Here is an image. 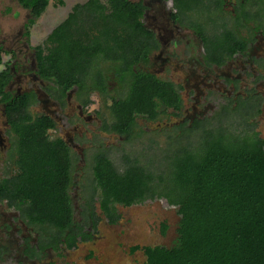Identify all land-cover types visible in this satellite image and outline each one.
<instances>
[{"label":"trees","instance_id":"16d2710c","mask_svg":"<svg viewBox=\"0 0 264 264\" xmlns=\"http://www.w3.org/2000/svg\"><path fill=\"white\" fill-rule=\"evenodd\" d=\"M65 1L58 0V5L65 6ZM173 1L179 11L173 16L175 22L190 18L193 5L203 2ZM18 2L31 16L26 26L29 37L51 0ZM223 6L224 0H218L221 15ZM147 10L143 1L89 0L76 5L45 44L34 48L36 75L57 89L59 101L75 88L79 96L93 91L104 96L109 75L114 76L121 95L112 98V122L105 123L106 133L131 138L139 118L157 122L182 113V88L142 68L150 64L159 46L143 22ZM259 10L264 13V0H245L237 20L226 19L212 33L189 23L204 45L209 66H223L247 51L250 41L241 37V28L255 24L253 32L264 35V15ZM3 52L0 48V66ZM12 81L8 66L0 73V105L15 137L9 156L15 169L0 181V202H7L27 226L47 238L42 251L58 250L62 244L73 249L79 238L90 240L84 231L96 222V198L110 223L119 220L117 206L162 199L178 208V238L172 248H145L147 264H264V141L249 121L261 112L253 94L255 105L246 111L242 127L225 125L217 118L218 126L209 119L176 126L178 136L187 142L177 144L174 134L168 137L169 150L159 170L136 161L120 172L107 154H97L91 180L78 185L84 201V220L78 222L72 197L77 186L73 152L63 139L50 137L57 128L51 116L31 115L34 94L8 91ZM240 99L235 108L230 105L234 110L222 111L234 114ZM89 103L87 99L85 105ZM199 132L203 135L195 141ZM1 252L0 248V260ZM29 256L36 258V250Z\"/></svg>","mask_w":264,"mask_h":264},{"label":"rangeland","instance_id":"374dc122","mask_svg":"<svg viewBox=\"0 0 264 264\" xmlns=\"http://www.w3.org/2000/svg\"><path fill=\"white\" fill-rule=\"evenodd\" d=\"M88 1L66 0L65 6H59L58 0H51L47 11L30 28L28 37L26 26L31 19L30 13L21 8L18 0H0V48L4 51L0 73L10 66L14 75L8 88L10 93L34 94L35 100L29 108L32 116L46 114L56 121L58 127L50 132V137L61 138L71 146L76 160V180H91L93 156L99 153L107 154L120 172L136 161L150 169H158L163 165L165 151L169 150L168 137L174 134L173 141L177 144L187 142L178 136L176 126L190 124L198 118L209 119L215 123L214 126H218L215 122L217 118L225 125L235 123L242 127L245 125L246 111L255 105L252 94L259 102L261 112L256 119L249 121L264 141V81L257 84L255 78L249 76L250 61L245 59L220 70L204 68L201 62L204 46L185 21L182 24L187 28H181L171 19L179 12L173 0L130 1H144L148 6L143 22L155 32L160 46V50L152 54L148 69L142 68L182 88L184 107L180 117H163L157 122L139 118L131 138L106 133L103 126L112 122V98L121 95L118 92L121 88L113 75H109V78L112 77L108 83L109 91L104 96L96 91L89 96H79L77 89L59 101L57 89L36 75L34 48L45 44L53 30L68 18L76 5ZM202 1L193 5L195 10L189 23L198 28L203 26L212 33L226 19L231 23L234 21L236 5L242 0H225L222 15L216 9L218 0ZM254 29L255 24L241 28L242 37H254ZM252 47L256 50L254 55L264 59L262 35L258 36L257 43ZM226 78L242 79L238 95L235 85H228ZM87 99L90 103L85 105ZM237 99H240L239 107L234 114L222 111L224 107L234 110L231 106L236 107ZM4 109L0 105V171L8 166L7 171L13 172L15 168L5 161L10 156L15 137L6 125ZM202 135L199 132L193 139L197 141ZM72 197L77 210L76 219L80 221L82 202L78 188L72 191ZM98 201H95L96 222L84 231L91 237L90 240L82 241L79 238L76 248L69 249L62 244L58 250H48L37 258L24 254L26 239L37 242L35 230L19 220L14 210L0 204V245L5 249L0 264H147L145 248H172L175 245L180 215L178 208L169 205L166 200H148L132 207L117 206L119 220L116 223L109 222ZM163 227L167 228L165 232Z\"/></svg>","mask_w":264,"mask_h":264},{"label":"flooded vegetation","instance_id":"af4514ba","mask_svg":"<svg viewBox=\"0 0 264 264\" xmlns=\"http://www.w3.org/2000/svg\"><path fill=\"white\" fill-rule=\"evenodd\" d=\"M225 1V0H224ZM139 2V1H138ZM144 2V1H143ZM244 3H245V0H242V1H239L238 3H237V5H236V9H235V19L237 20V18H238V14H241V6L242 5H244ZM144 4H145V2H144ZM146 5V4H145ZM147 6V5H146ZM148 7V6H147ZM239 10V11H238ZM148 11V10H147ZM147 11H146V13H147ZM146 13L144 14V16L146 15ZM175 15V14H174ZM174 15H172L171 16V19H172V21H173V23L174 24H176V25H179V26H181V28L183 27V28H187L188 26H189V22H190V20H189V18L187 17V16H185V17H183V21H179V22H175L174 21V19H173V16ZM177 15V14H176ZM240 20V19H239ZM184 21L187 23V27L186 26H184L183 24H184ZM183 23V24H182ZM149 28V27H148ZM189 28V27H188ZM150 29V28H149ZM152 30V29H151ZM188 30V29H187ZM192 30V29H191ZM153 31V30H152ZM193 31V30H192ZM154 32V31H153ZM208 32V31H207ZM193 33L196 35V33L193 31ZM154 34H155V32H154ZM256 34H258V36L259 35H262L263 37H264V35H263V33H262V31H259V33L258 32H255L254 33V37H251V38H247L250 42H249V45H248V49H247V51L245 52V53H243V54H236L234 57H232L231 59H229L223 66H217V65H213V66H209L208 64H207V61H206V57H207V54H206V51H205V48H204V51H203V55H202V65H203V67L204 68H206V69H211V70H215V69H218V70H220V69H224V68H226V67H230L231 66V64H234L235 62H239V60H243V59H245V60H249L250 61V63H249V65L251 66L250 67V70L251 71H249V76H251V77H253V78H255V81H256V83L257 84H259V82H263L264 81V59H258V57L256 56V55H254V53L256 52V50L255 49H253L254 47H252V46H254V44H256L257 43V38H258V36H255ZM196 37L199 39V41H200V43L203 45V43H202V41L200 40V38L196 35ZM242 37V36H241ZM155 38H156V40H157V37H156V34H155ZM158 41V40H157ZM158 45H159V42H158ZM195 46H196V44H194ZM204 46V45H203ZM160 50V46H158V49L155 51V52H153L152 54H154V53H156V52H158ZM151 59H152V55H151V57H150V62H151ZM148 67H149V65L147 66V67H145L144 69H148ZM150 72V71H149ZM150 73H152V72H150ZM152 74H154V73H152ZM157 76V75H156ZM158 77V76H157ZM13 79H14V75H13ZM241 80L242 79H238V78H235V79H231V78H226L225 79V81L226 82H228V85H235V88H237L235 91H236V95H238V90H239V84H240V82H241ZM175 84V83H174ZM176 85V84H175ZM178 86V85H177ZM73 90H77V88H75V89H73ZM72 90V91H73ZM20 94H22V93H20ZM24 94V93H23ZM180 94H181V96H182V90H181V92H180ZM18 95V94H17ZM69 95V94H68ZM182 100H184L183 99V97H182ZM82 101V100H81ZM82 107V106H81ZM80 107V108H81ZM4 116H5V112H4ZM5 119H6V116H5ZM199 120L200 119H203V118H198ZM198 119H196V120H198ZM196 120H194L192 123H190L189 125L190 126H192L193 124H194V122L196 121ZM6 125L8 126V130L10 131L11 129H10V126L8 125V122H7V120H6ZM57 127H58V125H57ZM104 127V126H103ZM57 129V128H56ZM76 130H77V128H76ZM75 130V131H76ZM66 142V141H65ZM67 143V142H66ZM68 144V143H67ZM68 146L71 148V146L68 144ZM108 156V155H107ZM93 157H96V155L95 156H93ZM0 158H1V155H0ZM6 163H10V161H9V157H7V160L5 161ZM5 164V163H4ZM11 166H12V164H11ZM8 170V166H7V169H2L1 171H0V181H2V180H4V179H6V178H8V173H9V171H7ZM76 178V177H75ZM83 182V180H75V184L77 185L76 187H74L73 188V191L75 190V189H77L78 188V190H79V199L81 200V202H82V204H81V213H80V221L78 220V222H82L83 220H84V217L82 216V211H83V208H82V205H83V203H84V201H83V199L81 198V196H80V186H78L80 183H82ZM96 199H98V198H96ZM96 201V200H95ZM0 204H2V205H5V206H7L8 207V204H7V202H0ZM76 207V206H75ZM9 208V207H8ZM10 210H11V208H10ZM12 210H14V209H12ZM15 211V213L18 215V219L19 220H21V221H23L22 220V218H21V215H20V213L18 212V211H16V210H14ZM24 222V221H23ZM25 223V222H24ZM26 224V223H25ZM29 227V226H28ZM30 228V227H29ZM31 230H32V228H31ZM34 233L37 235V237H38V239H37V242L36 243H32V240H30V239H26V241H25V247H24V254H26L27 256H29L30 254H33V252H34V250H36V258L37 257H42L45 253H46V251H48V250H52V249H47V250H44V251H42L41 249H40V246H41V244H42V241L43 242H45V240L47 239V238H42L43 236H42V233H39V232H37L36 230L34 231ZM61 246V245H60ZM0 248H1V250H2V252H1V260L0 261H2V258H3V256L5 255V249H3V247L0 245Z\"/></svg>","mask_w":264,"mask_h":264}]
</instances>
